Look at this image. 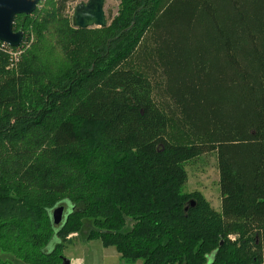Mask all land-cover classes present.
<instances>
[{
	"label": "trees",
	"instance_id": "trees-1",
	"mask_svg": "<svg viewBox=\"0 0 264 264\" xmlns=\"http://www.w3.org/2000/svg\"><path fill=\"white\" fill-rule=\"evenodd\" d=\"M120 1L82 29L41 0L0 46V264H60L85 220L126 263L260 264L264 0ZM210 152L221 213L183 193Z\"/></svg>",
	"mask_w": 264,
	"mask_h": 264
},
{
	"label": "rangeland",
	"instance_id": "rangeland-1",
	"mask_svg": "<svg viewBox=\"0 0 264 264\" xmlns=\"http://www.w3.org/2000/svg\"><path fill=\"white\" fill-rule=\"evenodd\" d=\"M90 0H69V8L67 16L73 18L76 7L80 4H87ZM120 0H106L105 14L109 24L111 20L118 16L120 11ZM149 46L151 42H148ZM14 61V60H13ZM156 98L159 100L160 87L162 79L157 72L155 78L152 79ZM187 172L188 180L183 188L184 194L200 192L208 200L217 212L222 211V194L220 189V171L216 152L206 153L198 158L191 159L183 164ZM93 228L91 220H85L82 231L74 236V239L68 248H65L64 257L71 260V264H133L124 262L118 254L115 247H105L99 239H89L88 235ZM234 235V234H233ZM230 236V235H229ZM228 236V237H229ZM235 241L229 240L231 243H238L239 235H234ZM212 262V258L210 259ZM9 264H23L16 262V259ZM136 264H142L138 261Z\"/></svg>",
	"mask_w": 264,
	"mask_h": 264
},
{
	"label": "water",
	"instance_id": "water-1",
	"mask_svg": "<svg viewBox=\"0 0 264 264\" xmlns=\"http://www.w3.org/2000/svg\"><path fill=\"white\" fill-rule=\"evenodd\" d=\"M105 1L90 0L87 4L78 5L74 11L73 25L82 29L106 26ZM40 2L41 0H0V42L20 48L24 42V32L14 30L15 17L33 14ZM67 212L65 206L56 207L52 212L53 223L56 226L63 223ZM60 264H71V260L62 257Z\"/></svg>",
	"mask_w": 264,
	"mask_h": 264
},
{
	"label": "built area",
	"instance_id": "built-area-1",
	"mask_svg": "<svg viewBox=\"0 0 264 264\" xmlns=\"http://www.w3.org/2000/svg\"><path fill=\"white\" fill-rule=\"evenodd\" d=\"M0 46H2V47L4 48V47H7V46H9V45H7V44H5V43H3V42H0ZM22 46H23V45H22ZM22 46H21V47H22ZM9 47H10V46H9ZM19 50H20V49H19ZM21 52H22V51H20V52H18V53H15V54L12 53V56L17 60L18 57H19V55L21 54ZM228 239L231 240V241H235V240H236V237H235L234 235H230V236L228 237ZM260 264H264V256H263V258H262Z\"/></svg>",
	"mask_w": 264,
	"mask_h": 264
}]
</instances>
